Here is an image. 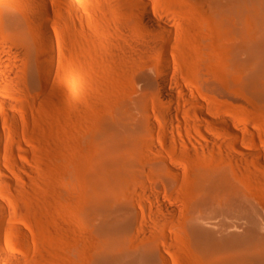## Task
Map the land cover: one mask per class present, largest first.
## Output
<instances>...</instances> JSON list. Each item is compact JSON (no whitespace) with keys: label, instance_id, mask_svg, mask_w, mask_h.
<instances>
[{"label":"rangeland","instance_id":"obj_1","mask_svg":"<svg viewBox=\"0 0 264 264\" xmlns=\"http://www.w3.org/2000/svg\"><path fill=\"white\" fill-rule=\"evenodd\" d=\"M145 1L171 25L173 37L164 39L169 55L142 46V37L150 34L144 29L138 0H49L52 34L42 31L41 22L32 24L36 45L21 65L18 84L6 80L0 87V264H66L69 225L77 228L83 203L91 194L87 176L91 151L85 137L115 108L134 100L139 101L143 131L156 144L134 151L119 192L123 200L150 221L157 216L155 190H160L170 202L188 207L201 202L197 217L214 212L222 222H239L238 232L255 230L264 235V166L256 165V156L242 154L240 158L245 156L250 163L245 158L235 163L226 147L191 156L180 153L174 141L170 149L163 142L172 130L169 110L178 109L180 119L172 120L178 126L184 120L180 109L187 105L200 112L195 103L199 99L218 118L243 125L244 137L227 130L214 137L237 149L257 148L264 155V60L241 47L251 43L264 47V26L248 36L243 25L222 19L218 11L230 0ZM39 4V0H0V38L7 9L22 20L29 12L39 16ZM138 42L142 47L136 46ZM48 45L54 46V57L51 49L44 48ZM133 45L142 52L133 48L135 54ZM129 51L135 57L139 53L137 58ZM146 58L150 61L144 64ZM164 62L170 64L169 70ZM7 64L0 58L5 72ZM166 74L174 99L163 97L157 82ZM150 122L157 126L155 135ZM214 168L222 171L227 185L210 191L202 171ZM159 214L168 219L161 218L165 228L160 231L170 230L169 237H163L169 241L161 240L170 246L168 253L169 247L162 245L171 260L168 264H200V256L181 239L185 230L179 220ZM244 227L251 228L243 231Z\"/></svg>","mask_w":264,"mask_h":264},{"label":"bare ground","instance_id":"obj_2","mask_svg":"<svg viewBox=\"0 0 264 264\" xmlns=\"http://www.w3.org/2000/svg\"><path fill=\"white\" fill-rule=\"evenodd\" d=\"M39 1V16L29 12L25 16H22V20H19L9 9L5 12L6 25L4 26L3 36L0 38V58L6 60L8 64L6 72L0 67V87H3V83L7 81L19 82L18 76L21 73V65L36 45L32 24L34 22H41L42 31L46 34H52L51 27L48 23L50 19V12L47 8L49 0ZM230 2L228 7H222L218 11L222 19L225 20L228 17L236 26L243 25L244 34L248 36H251L256 27L264 26V0H230ZM138 4L143 8L144 29L150 34L146 38L145 36L142 37L144 42L143 39L142 42H139L143 43V47H149H147L148 52H150V49H156L161 52L165 50L164 52H167V55H169V47L166 45L165 38L167 36L169 38L173 37V32L170 28L171 25L169 26L168 21L166 22V20L164 21L158 18L149 9L148 3L145 0H138ZM226 13L228 14L226 15ZM74 21L72 20L75 28L77 24ZM79 22L81 26V21ZM82 22L84 21L82 20ZM139 42L136 46L141 45ZM251 44L241 47L250 56L264 60V47L262 45ZM134 46H131L133 52L137 48ZM44 48L46 50H52V57L56 55L54 46L48 45L44 46ZM129 49L131 48L129 47ZM137 52L135 51V54ZM146 55H148L147 58L150 56L147 53ZM132 56V58L135 57L134 55ZM128 58L130 59L131 56ZM130 60L133 61L132 59ZM148 60L144 61V64ZM151 62H153V59ZM163 64L165 70L170 69V64L166 62ZM148 65L152 64L150 63ZM157 82L161 87L163 97H169L170 99L176 98L175 92L168 85L169 78L167 74L162 78H158ZM183 94L184 101H188L190 96L184 89ZM178 99H182V97L180 96ZM4 103L6 104L8 102L5 101ZM195 103L200 112L197 109L187 107V105L181 108L180 111L184 120L182 123L179 120L181 124L178 126H173L174 123L172 122L173 119H180L178 109L169 110L168 116L172 130L171 134H166L163 139L167 149H170L172 146L171 141H174L180 153L195 156L200 152H206L208 149L221 146L226 147L228 150L226 152H230L236 158L235 163L237 160L240 162L245 158V156L240 158L242 154H247L257 157L258 164L256 165L264 166V155L259 150H255L257 148L253 149L247 145H241V148L237 149L230 144V141L225 139L218 140L213 135L214 133L220 134L222 131L227 130L235 136L244 137L241 132L243 129L242 124L228 117L218 118L210 112L209 106L199 99H196ZM140 113L141 108L138 100H134L130 104L128 103L125 108L119 107L117 110L115 108L110 115L102 118L85 137L87 138V144L90 146L91 151V159L88 162L89 166L87 168L91 194L88 196L86 203H83V217H81L83 219L81 220L80 218L81 221H78L77 228H75V225L74 227L72 224V227L69 225L67 232L66 264H168L169 256L167 255V257L164 254L162 245L167 243L165 241H169L163 237L168 236L170 230L166 233L163 231L165 235L160 231L164 227V225L160 224V220L166 216H162L164 217L162 218L160 214L158 215L159 212L162 215H164L163 213L169 214L179 220V223L183 225L182 230H185V232L182 234L181 239L185 238L184 241L187 240L185 243L188 242V246L190 244L191 248H193L189 249L191 251L193 250L192 252L195 251L194 254H198V256L196 255L197 257L200 256V264H264V235H261L255 230H252V233L251 231L245 233L238 232L236 229L238 227L240 229L241 227L239 222H222V220L217 219L218 217L214 212L197 217L196 212L201 202L188 207L186 204L182 205L184 203H179V201L170 202L164 199L162 192L155 190V194L159 199L158 207L156 208L157 216L152 217L153 219H150V221H146L143 217L141 218L140 213L131 203L123 200L119 192H121L120 189H123L124 177L131 170L130 163L133 159L134 151L156 144V141L154 139L150 140L143 131L144 126L141 118L142 114ZM149 129L152 134L155 135L157 133V126L152 122L149 123ZM2 140V131L0 128V143H2ZM227 154L230 155L229 153ZM253 158L251 157V159ZM246 159L247 157L244 161H249L250 163L251 160ZM230 162L232 163L233 160L231 159ZM219 170V168H214L202 171L205 182H207V189L210 191L212 188L219 189L217 188L219 185H227L226 177ZM203 201L206 204L207 200ZM170 219L169 221L171 223L172 220ZM165 221H168V219L166 218ZM172 223L176 222L173 220ZM144 225H146V228ZM250 228L244 227L243 231H248ZM229 229H235V231H229ZM162 239H164L162 242H165L164 244L161 243ZM163 247H169V250H166L170 253V246L167 247V245H164ZM2 252L3 250L0 246V257L2 256Z\"/></svg>","mask_w":264,"mask_h":264}]
</instances>
